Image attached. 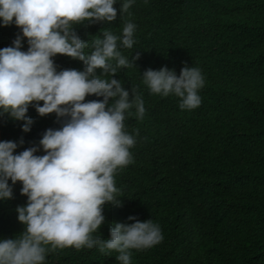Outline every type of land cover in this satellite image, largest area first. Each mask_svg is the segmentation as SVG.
Instances as JSON below:
<instances>
[{"label":"trees","instance_id":"trees-1","mask_svg":"<svg viewBox=\"0 0 264 264\" xmlns=\"http://www.w3.org/2000/svg\"><path fill=\"white\" fill-rule=\"evenodd\" d=\"M114 7V21L75 30L91 45L103 28L121 34L129 20L137 25L133 47L121 49L129 60L139 52L135 66L120 68L115 78L130 97L132 88L142 95L146 113L124 121L136 143L132 163L115 174L122 206L105 204V222L94 235L109 238L110 224L134 222L129 216L152 218L164 238L133 249L131 264H264V0H135L122 15L120 4ZM19 32L15 24L0 25V48ZM53 59L58 71L84 67L64 54ZM185 65L205 78L195 109L181 110L177 97L152 94L143 83L148 68L167 66L179 75ZM27 115L34 121L28 132L23 121L0 117V141L24 140L16 152L61 126L55 113L41 116L30 106ZM21 187L17 181L13 198L0 201V238L24 230L16 211L27 202ZM116 255L66 247L48 253L46 264H120Z\"/></svg>","mask_w":264,"mask_h":264},{"label":"clouds","instance_id":"clouds-1","mask_svg":"<svg viewBox=\"0 0 264 264\" xmlns=\"http://www.w3.org/2000/svg\"><path fill=\"white\" fill-rule=\"evenodd\" d=\"M117 3L122 15L135 0H0V25L20 29L11 46L0 48V117L23 121L28 132L33 106L41 116L55 113L61 124L20 152L23 138L19 144L0 141V201L13 198L17 181L27 196L16 208L24 230L0 238V264H46L48 253L66 247L115 251L116 261L131 264L133 249L154 247L164 238L159 223L135 216L127 218L131 223L110 224L109 238L94 235L105 222V204L122 206L115 174L132 163L136 143L124 121L127 116L143 120L146 113L142 95L132 88L130 97L115 78L120 68L135 66L139 52L129 60L121 49L133 47L137 25L129 20L121 34L103 28L91 45L75 30L85 22L114 21ZM57 54L82 61L83 70L58 71ZM142 77L152 94L177 97L181 110L202 103L205 78L199 67L185 65L179 75L167 66L148 68ZM90 95L103 99L86 100Z\"/></svg>","mask_w":264,"mask_h":264}]
</instances>
